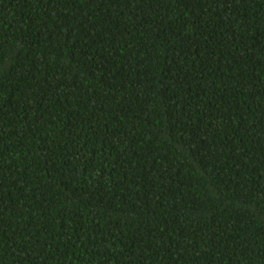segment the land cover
I'll return each mask as SVG.
<instances>
[{"label": "trees", "instance_id": "trees-1", "mask_svg": "<svg viewBox=\"0 0 264 264\" xmlns=\"http://www.w3.org/2000/svg\"><path fill=\"white\" fill-rule=\"evenodd\" d=\"M0 264H264V0H0Z\"/></svg>", "mask_w": 264, "mask_h": 264}]
</instances>
